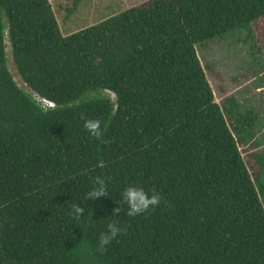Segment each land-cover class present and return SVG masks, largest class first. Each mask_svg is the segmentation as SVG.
<instances>
[{"label": "trees", "instance_id": "trees-1", "mask_svg": "<svg viewBox=\"0 0 264 264\" xmlns=\"http://www.w3.org/2000/svg\"><path fill=\"white\" fill-rule=\"evenodd\" d=\"M260 18L264 0H145L63 34L49 0H0V264H264L253 112L215 102L197 53ZM96 177L109 195L87 201ZM129 184L159 206L129 217Z\"/></svg>", "mask_w": 264, "mask_h": 264}, {"label": "rangeland", "instance_id": "rangeland-1", "mask_svg": "<svg viewBox=\"0 0 264 264\" xmlns=\"http://www.w3.org/2000/svg\"><path fill=\"white\" fill-rule=\"evenodd\" d=\"M63 34L96 23L118 11L145 0H49ZM72 9L67 13L66 9ZM6 55L8 68L14 81L25 87L11 60L8 42ZM197 53L206 77L214 92L215 102L233 95L238 101V111L254 118L252 136L238 144L245 158L247 148L262 151L264 160V18L223 37L197 47ZM113 97V95H111ZM263 175L264 182V172Z\"/></svg>", "mask_w": 264, "mask_h": 264}, {"label": "clouds", "instance_id": "clouds-1", "mask_svg": "<svg viewBox=\"0 0 264 264\" xmlns=\"http://www.w3.org/2000/svg\"><path fill=\"white\" fill-rule=\"evenodd\" d=\"M83 119V118H82ZM101 121L98 119H84L83 128L92 137L100 138L101 136ZM108 190L106 188L105 181L96 177L93 186L85 194V199H95L102 196H107ZM161 202V196L154 190H145V188L129 184L122 188L119 193V203L126 206V214L129 217H135L148 212L151 209L159 206ZM120 207L114 209L118 210ZM114 211L111 215L114 214ZM85 207L79 204H73L70 209V216L79 220L81 216L85 214ZM110 215V216H111ZM124 228L115 220L107 224L106 231L102 232L98 238V249L103 251L105 246L110 242L116 240L118 236L122 235Z\"/></svg>", "mask_w": 264, "mask_h": 264}, {"label": "built area", "instance_id": "built-area-1", "mask_svg": "<svg viewBox=\"0 0 264 264\" xmlns=\"http://www.w3.org/2000/svg\"><path fill=\"white\" fill-rule=\"evenodd\" d=\"M36 100L41 102V105L43 107H52L53 106V103L51 101H48L46 99H43V98H40L38 96H35Z\"/></svg>", "mask_w": 264, "mask_h": 264}]
</instances>
